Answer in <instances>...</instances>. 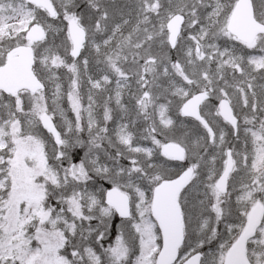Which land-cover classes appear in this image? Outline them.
I'll list each match as a JSON object with an SVG mask.
<instances>
[{"label": "snow or ice", "instance_id": "obj_1", "mask_svg": "<svg viewBox=\"0 0 264 264\" xmlns=\"http://www.w3.org/2000/svg\"><path fill=\"white\" fill-rule=\"evenodd\" d=\"M0 264H264V0H0Z\"/></svg>", "mask_w": 264, "mask_h": 264}]
</instances>
